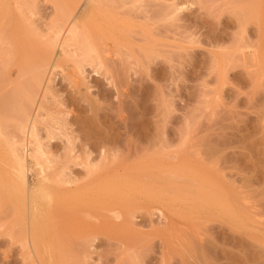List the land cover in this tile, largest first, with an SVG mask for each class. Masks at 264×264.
I'll use <instances>...</instances> for the list:
<instances>
[{
    "label": "rangeland",
    "instance_id": "1",
    "mask_svg": "<svg viewBox=\"0 0 264 264\" xmlns=\"http://www.w3.org/2000/svg\"><path fill=\"white\" fill-rule=\"evenodd\" d=\"M2 1L0 264H264V0Z\"/></svg>",
    "mask_w": 264,
    "mask_h": 264
},
{
    "label": "bare ground",
    "instance_id": "2",
    "mask_svg": "<svg viewBox=\"0 0 264 264\" xmlns=\"http://www.w3.org/2000/svg\"><path fill=\"white\" fill-rule=\"evenodd\" d=\"M1 2H3L2 0H0ZM78 3V2H77ZM77 3H75V5L77 4ZM1 4V3H0ZM6 5L7 4H5V7H6ZM97 5H98V3H97ZM4 7V8H5ZM98 7V6H97ZM2 10H3V6H2V8H1ZM96 9V8H95ZM74 10H76V6H75V8H71V11H69V13L71 12H73L74 13ZM70 13V14H71ZM65 14H67V13H65ZM68 15V14H67ZM70 16L71 15H69V17L68 16H66L67 17V19H65L64 20V24L65 23H68V22H66V21H68V20H70V19H68V18H70ZM63 19L65 18V17H62ZM59 22H60V20H58ZM61 21H62V19H61ZM62 23V22H61ZM62 23V24H63ZM77 24V23H76ZM59 25V24H58ZM66 25V24H65ZM56 28H55V30L57 29H59V32H61L60 30L62 29V28H64V26L62 27H60V28H57V26H55ZM59 27V26H58ZM78 26L76 25L75 26V24H72L71 25V27L69 28V30H68V32L70 33V34H72V36L71 37H73V34H74V36H76L75 34L76 33H78L77 32V30H78V28H77ZM66 29V28H65ZM63 30V29H62ZM79 30H82V31H80V33L81 32H83V31H85V30H83V29H79ZM78 30V31H79ZM62 33V32H61ZM83 33H86V34H88L86 31L85 32H83ZM68 34V33H67ZM86 34H84V35H86ZM55 35H57L58 36V33H55ZM83 35V34H82ZM67 36V35H66ZM88 36H90L89 34L88 35H86V36H83V37H85V38H83L81 41H84L83 43H84V45H86V44H88L87 46H88V48H87V46H85V48L84 49H88L89 50V53L91 52H97L98 53V51L97 50H101V49H97L96 48V46L98 47V45L95 43V41L92 39V37H91V39H89L90 37H88ZM77 37V39H78V36H76ZM87 37V38H86ZM55 38V37H54ZM59 38V37H58ZM67 38V37H66ZM70 38V37H69ZM82 38V37H81ZM80 38V39H81ZM50 39H52V38H50ZM55 39H57V37L55 38ZM54 39V40H55ZM71 39V38H70ZM85 39L88 41L87 43H85ZM89 39V40H88ZM65 40V39H64ZM50 40L48 39V41L47 42H49ZM53 41V40H52ZM66 41H67V39H66ZM72 41V40H71ZM73 41H75V40H73ZM80 41V40H79ZM94 41V42H93ZM56 42V41H55ZM68 42V41H67ZM64 43V45H65V41L63 42ZM81 43V42H80ZM82 43V44H83ZM42 44H45V43H42ZM49 44H52V45H54V42L52 43H49ZM60 45V44H59ZM41 46V45H40ZM47 46V45H46ZM51 45H48V47L49 48H47V51L45 52V54H44V56L43 55H41L40 54V52L41 51H39V53L38 54H40L41 56H42V58H40V56H39V58L40 59H38V60H41V61H39V63L40 62H42V59H43V62H44V64H40L41 66H43L44 68H45V66H46V64H48L50 61L49 60H51L50 59V55H51V53L52 52H54L55 50H53V46H51ZM103 46V45H102ZM62 47V46H61ZM60 47V48H61ZM84 47V46H83ZM45 48V47H44ZM103 48V47H102ZM55 49V48H54ZM86 50H85V52H84V54L86 53ZM96 50V51H95ZM104 50V49H103ZM45 51V50H44ZM43 51V52H44ZM63 51H64V47H63ZM62 51V52H63ZM105 51V50H104ZM87 53H88V51H87ZM104 53V52H103ZM37 54V55H38ZM52 54H54V53H52ZM83 54V53H82ZM90 55V54H89ZM93 54H91V56H92ZM95 55V54H94ZM98 55H99V53H98ZM83 56H86V55H83ZM88 56V55H87ZM52 57V56H51ZM89 57V56H88ZM38 58V57H37ZM64 58V57H63ZM63 58H61V60H64ZM92 58V57H91ZM98 58H100L101 59V55L98 57ZM54 60V59H53ZM35 61V60H34ZM37 61V60H36ZM35 61V62H36ZM49 61V62H48ZM52 61V60H51ZM38 63V62H37ZM38 63V64H39ZM58 64H59V62H57ZM57 64V65H58ZM37 65V64H36ZM40 65H37V67L36 68H39V66ZM60 65V64H59ZM59 65H58V67H59ZM49 66V65H48ZM47 67V66H46ZM34 69H35V67H33ZM40 69H43V68H40ZM45 70H48L47 68L45 69ZM35 71H37V70H35ZM40 71V70H39ZM43 71V70H42ZM1 72V71H0ZM27 72V71H26ZM33 72V71H32ZM29 73H30V70H29ZM37 73H39V72H37ZM37 73H35L37 76H38V79L37 80H39V75L37 74ZM45 73V72H44ZM2 74V73H1ZM20 74V73H19ZM7 75V74H6ZM9 75V74H8ZM21 75H23L22 73H21ZM45 75V74H44ZM2 76V75H1ZM29 76V75H28ZM3 77V76H2ZM9 77V76H8ZM7 78V77H6ZM35 78H37V77H35ZM1 79V78H0ZM19 79H21V78H19ZM33 79V78H32ZM10 80V79H9ZM2 81V80H1ZM16 81H18V80H16ZM8 81H6V83H7ZM10 82V81H9ZM8 82V83H9ZM11 82H12V80H11ZM15 82V81H14ZM13 82V83H14ZM24 82V81H23ZM48 82H49V79H48ZM3 83H5V82H3ZM5 83V84H6ZM15 83H17V82H15ZM36 83V82H35ZM40 83H41V81H40ZM2 84V83H1ZM10 84V83H9ZM26 84H27V81H26ZM16 85V84H15ZM18 85V84H17ZM10 86V85H9ZM22 86V85H21ZM28 86V85H27ZM39 86V85H38ZM7 87V86H6ZM11 87V86H10ZM29 87V86H28ZM35 87V86H34ZM24 88V87H23ZM5 89H7V88H5ZM5 89L3 90V91H5ZM16 89V88H15ZM27 89H30V87L29 88H27ZM32 89V88H31ZM12 90H13V88H12ZM17 90H18V88H17ZM1 91V90H0ZM13 92V91H12ZM28 92V91H27ZM35 92V91H34ZM10 93V92H9ZM24 94V93H23ZM23 94H21V95H23ZM28 95V94H27ZM31 95H32V93H31ZM30 95V96H31ZM3 96V95H2ZM7 96V95H6ZM30 96H29V98H27V99H31L30 98ZM33 96V95H32ZM2 98V97H1ZM33 98V97H32ZM24 99V98H23ZM22 100V99H21ZM35 100V99H34ZM33 101V100H32ZM22 102V101H21ZM27 102H28V100H27ZM34 102V101H33ZM4 103H5V101H4ZM13 103V102H12ZM18 103V102H17ZM20 103V102H19ZM29 103V102H28ZM7 103H5V105H6ZM30 104V103H29ZM1 105V104H0ZM3 105V104H2ZM5 105H4V107H5ZM20 106H21V103L19 104ZM13 106V105H12ZM25 106V105H24ZM30 106L31 105H29V109H31L30 108ZM3 107V108H4ZM8 107V106H7ZM23 109H24V107H23ZM29 109H27L25 112H23L22 113V111H21V113L20 114H22V115H24V113H26V112H30L29 111ZM40 109V108H39ZM8 110V109H7ZM20 110V109H19ZM4 112V111H3ZM28 113H26L25 115H24V117L22 118L21 117V119H19V120H16L17 122H16V129L19 131V133L20 132H22V133H24L25 135H28V134H30V136H31V138H32V136H34L35 135V133H33L36 129H35V127H36V125H35V121H34V117H33V119H31L32 118V115H30V113H29V115H28ZM21 115V116H22ZM34 116H35V114H34ZM37 116V115H36ZM20 116H18V118H19ZM31 117V118H30ZM14 118H15V115H14ZM17 118V117H16ZM32 120L35 122H32ZM14 124V123H13ZM35 125V126H34ZM17 133V132H16ZM18 133V134H19ZM32 134H34V135H32ZM11 135V134H10ZM17 136V135H16ZM11 148H10V151H11V153L9 152V154H12V157L10 156V161H11V164H10V162L8 163L9 164V167H10V169H11V172L9 171L8 173V175H10V177H9V180L7 181V185H10V187L11 186H13L14 188V190H17L18 191V194H19V192L21 193L20 194V196L21 195H23V197L22 198H24L26 195H24V191H25V186H26V184L28 183V172H29V170H28V168H27V166H26V159H25V157L27 156H25V155H22V154H19L18 153V151L14 148V146H10ZM17 147V146H16ZM8 148H9V146H8ZM34 158V157H33ZM6 172V171H5ZM6 175H7V172L5 173ZM54 174H57V173H55L54 172ZM59 174V173H58ZM1 175H2V173L0 174V178H2L1 177ZM45 175V174H44ZM49 176V175H48ZM56 176V175H55ZM57 177V176H56ZM44 178V177H43ZM48 178H50V176L48 177ZM48 178H47V180H48ZM52 179V178H51ZM54 179V178H53ZM0 180H2V179H0ZM55 180V179H54ZM2 183V182H1ZM26 193V192H25ZM15 194H16V192H15ZM17 196H19V195H17ZM22 198H20L21 199V201H22ZM26 198V197H25ZM24 201H25V199L22 201L23 203H24ZM26 203V202H25ZM16 207V206H15ZM27 210V209H26ZM14 213H15V211H14ZM13 213V214H14ZM16 215H20V213H17ZM16 217V216H15ZM19 217L20 216H18V220H20L19 219ZM35 219V218H34ZM18 220H16V218H15V220L14 221H18ZM28 220V219H27ZM23 221V220H22ZM21 222V221H20ZM24 222V221H23ZM23 222H21V223H23ZM30 222V221H29ZM18 223V222H17ZM28 223V222H27ZM29 224H31V222L29 223ZM28 224V225H29ZM21 224H19V226H20ZM27 225V224H26ZM25 226V225H24ZM30 226H32V225H30ZM21 227H23V226H21ZM29 226H27V228H28ZM35 228V227H34ZM24 229V228H23ZM26 231H29L28 229H25ZM26 233V232H25ZM28 233V232H27ZM29 233H31L30 231H29ZM32 233H34V232H32Z\"/></svg>",
    "mask_w": 264,
    "mask_h": 264
}]
</instances>
